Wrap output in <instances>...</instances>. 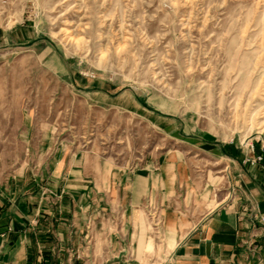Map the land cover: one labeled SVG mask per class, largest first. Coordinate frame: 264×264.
Segmentation results:
<instances>
[{
  "label": "rangeland",
  "instance_id": "1",
  "mask_svg": "<svg viewBox=\"0 0 264 264\" xmlns=\"http://www.w3.org/2000/svg\"><path fill=\"white\" fill-rule=\"evenodd\" d=\"M28 127L109 169L181 151L227 192L202 144H264V0H0V192L35 168Z\"/></svg>",
  "mask_w": 264,
  "mask_h": 264
},
{
  "label": "crops",
  "instance_id": "2",
  "mask_svg": "<svg viewBox=\"0 0 264 264\" xmlns=\"http://www.w3.org/2000/svg\"><path fill=\"white\" fill-rule=\"evenodd\" d=\"M36 137L28 127L35 168L0 192V264H264V174L245 146L202 144L227 164L217 194L181 151L126 171ZM151 208L166 235L160 258Z\"/></svg>",
  "mask_w": 264,
  "mask_h": 264
},
{
  "label": "built area",
  "instance_id": "3",
  "mask_svg": "<svg viewBox=\"0 0 264 264\" xmlns=\"http://www.w3.org/2000/svg\"><path fill=\"white\" fill-rule=\"evenodd\" d=\"M244 145L249 151L253 152V154H254L253 157H251V158L248 157L247 161L252 166L260 167V169L262 170V172L264 174V144H261V146H260L261 148H260V152L259 153L257 152V148H256L255 144H244Z\"/></svg>",
  "mask_w": 264,
  "mask_h": 264
}]
</instances>
